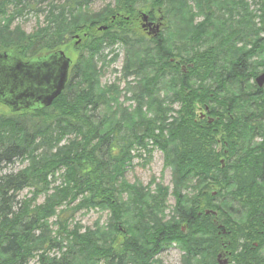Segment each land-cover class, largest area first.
Returning a JSON list of instances; mask_svg holds the SVG:
<instances>
[{"label": "trees", "instance_id": "1", "mask_svg": "<svg viewBox=\"0 0 264 264\" xmlns=\"http://www.w3.org/2000/svg\"><path fill=\"white\" fill-rule=\"evenodd\" d=\"M95 1L0 0V53L28 62L83 35L52 106L23 113L0 106V169L28 163L0 176V264H154L173 244L196 264H218L225 251L233 264H264V88L255 81L264 72V0L260 15L244 0H114L89 15ZM179 4L186 27L154 39L149 54L132 53L147 41L141 12L171 24ZM190 6L201 22L194 24ZM28 11L43 15L44 27L11 30ZM116 46L134 54L126 71L136 62L138 101L147 98L153 117L113 116L98 64ZM154 150L172 171V195L154 178L148 187L127 180L135 160L146 166ZM27 189L31 197L19 200ZM170 195L177 203L166 220ZM81 211L107 220L85 229L73 222Z\"/></svg>", "mask_w": 264, "mask_h": 264}, {"label": "rangeland", "instance_id": "2", "mask_svg": "<svg viewBox=\"0 0 264 264\" xmlns=\"http://www.w3.org/2000/svg\"><path fill=\"white\" fill-rule=\"evenodd\" d=\"M59 1V0H58ZM248 5L250 6L251 12H256L258 15H260V1L261 0H244ZM192 4V3H191ZM115 5L114 0H96L93 2L91 7L87 10V13L89 15L92 14H99L101 13L107 6ZM193 6V4H192ZM192 17L194 24H197L198 22L202 21V18L197 15V10L195 7H192ZM183 8L179 4L177 14L174 19V21L170 24L167 22L163 16V14H157L154 22L160 26V33L158 36H155L151 32V28L144 27L145 21L143 20L142 14L149 15L148 12L142 11L139 19V35L141 37H144L147 39L145 44L140 45V47L135 48V51L132 52L134 54H149L148 52L153 51L154 44L152 41L154 39H157L158 37L165 36L168 40L169 38L176 35V29L178 30L179 27H183V29L186 27V24L189 22V20H186V15L182 14ZM191 17V18H192ZM162 24V26L160 25ZM256 23L260 25V18H256ZM169 25H171V28H168ZM44 27V17L43 15H38L35 11L27 12L24 16L17 18V20L14 22V24L11 27V30H15L17 28H20L22 32H24L25 35H31L35 31L39 30L40 28ZM178 27V28H177ZM107 26L100 25L98 27V31L106 30ZM177 39L176 37H174ZM83 39V35L80 33L75 35L68 46V48L64 49L63 51L66 53L67 57L72 59L73 63L80 57L82 54V51L78 50V46L81 45ZM114 53H109L111 50L108 49L105 53L107 56L106 63H99V67H102L100 71V74L98 76V81L100 84V87L104 90H107V98H109L110 109L112 110L113 116H117V118H122L123 115H129V117H135L137 115H146L147 117H153V109L150 107L149 102L147 101V98H144L143 101H138L141 97H144L142 87L139 86V81L142 79V76L140 73H137L135 70L136 68V62L130 65V70L126 71V57L130 55V51H127L126 49L116 46ZM131 53V54H132ZM115 54L118 55V58L115 59ZM132 54V55H134ZM103 64H106L103 67ZM139 86V87H138ZM116 87L114 91L119 90V94H115L114 91H111L110 89ZM162 94L163 91H160ZM113 96L117 100L116 103L112 102ZM114 99V98H113ZM173 110L179 111V106L176 104L172 105ZM197 115L200 116L202 120L210 117L208 113L205 112L202 108L198 107L196 109ZM115 114V115H114ZM170 115H175V113H170ZM126 117V118H129ZM218 149H221V146L218 147ZM143 157H145V152L142 151ZM147 157V156H146ZM145 161L136 159L134 163V168L129 169V171L126 174L127 180L131 183H139L142 184L144 187H148L152 179L154 178L156 183H162L164 186L168 187L170 190V194L172 195V190L174 189L173 180H172V171L171 169H165L164 167V156L159 150H154L152 153V159L151 161L144 166ZM28 163L22 162V161H16L13 165L8 167H3L0 169V176L6 175V174H12V173H19L23 169L27 167ZM61 183V180L57 178L56 183H54L51 188L54 186H57ZM155 185H153L152 190L154 191ZM217 194V191L213 193L215 196ZM169 196L168 200V208L165 210V218L166 220H169L170 217L173 215L174 208L176 206V199L173 196ZM25 197H31L30 196V190L27 189L23 191L19 197V200H23ZM45 200L44 196H40L38 199L39 203H42ZM209 211V210H207ZM206 211V212H207ZM212 212V211H209ZM213 213V212H212ZM207 214V213H206ZM210 215V214H207ZM107 220V214H103L98 211H81L78 214H76L75 219L73 222L80 223L83 228H92L95 226V224L101 223L104 224ZM55 221V220H53ZM122 228H120L121 230ZM186 229L183 228V231ZM123 232H125L123 230ZM228 253L227 251L223 252V254ZM57 254L56 251L52 252V256ZM228 255V254H227ZM186 253L182 251L176 244L171 245L168 249L161 252L156 258L154 264H196L192 259H185ZM229 256V255H228ZM223 261V264H233V261L231 260V257L229 256V259L226 257L221 258ZM29 264H38L37 258L32 260Z\"/></svg>", "mask_w": 264, "mask_h": 264}, {"label": "water", "instance_id": "3", "mask_svg": "<svg viewBox=\"0 0 264 264\" xmlns=\"http://www.w3.org/2000/svg\"><path fill=\"white\" fill-rule=\"evenodd\" d=\"M142 17L145 28L154 27L159 32V25L148 22L145 14ZM72 64V59L63 50L28 62L10 52L0 53V104L12 113L52 106L67 86ZM256 84L264 87V73L257 77ZM219 264L223 262L219 261Z\"/></svg>", "mask_w": 264, "mask_h": 264}, {"label": "bare ground", "instance_id": "4", "mask_svg": "<svg viewBox=\"0 0 264 264\" xmlns=\"http://www.w3.org/2000/svg\"><path fill=\"white\" fill-rule=\"evenodd\" d=\"M142 16H143V14H142ZM148 16V15H147ZM148 22H151V23H153L154 24V26L155 25H157L154 21H152V20H150V17L148 16ZM160 25L162 26V24L160 23ZM160 27V26H159ZM151 32L153 33V34H155V36H158L159 35V33H160V28H159V32H157L155 29H154V27L151 29ZM182 70H185L186 69V66L185 65H183L182 67ZM264 73V72H263ZM263 73H261V74H263ZM260 74V75H261ZM259 75V76H260ZM258 77V76H257ZM257 79V78H256ZM256 81V80H255ZM264 88V87H263ZM205 112L206 113H208L209 114V112H208V110H205ZM210 115V114H209ZM206 120H209L210 122H212V117L210 116V117H208V118H206ZM222 164L224 165V162L222 161Z\"/></svg>", "mask_w": 264, "mask_h": 264}, {"label": "flooded vegetation", "instance_id": "5", "mask_svg": "<svg viewBox=\"0 0 264 264\" xmlns=\"http://www.w3.org/2000/svg\"><path fill=\"white\" fill-rule=\"evenodd\" d=\"M227 254L231 257V260H233L231 253H225V254H223V252H221V254L218 255V260H217L218 261V264H219V261L223 262L222 259H221L223 257H226L227 259H229V256Z\"/></svg>", "mask_w": 264, "mask_h": 264}]
</instances>
